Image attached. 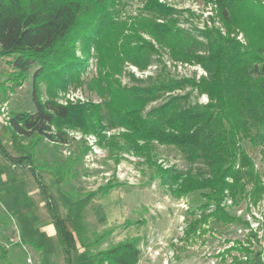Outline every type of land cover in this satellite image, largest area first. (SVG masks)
Wrapping results in <instances>:
<instances>
[{"label":"trees","instance_id":"trees-1","mask_svg":"<svg viewBox=\"0 0 264 264\" xmlns=\"http://www.w3.org/2000/svg\"><path fill=\"white\" fill-rule=\"evenodd\" d=\"M206 1L213 5L216 16L227 28L234 25L247 38L255 25L264 24V7L257 0ZM118 2L0 0V57L7 58V64L16 71L8 74V79H24L33 69L36 108L34 112H9L5 124L10 131L12 148L19 154L7 153L1 142L0 153L14 167H27L31 171L66 264H74L71 255L76 249L74 233L84 231L83 210L96 197L107 195L119 182L108 179L95 190L71 200L66 209V217L73 227V231L69 230L54 195L43 183L40 169L34 163L36 141H30V145L23 141L31 134L65 142L66 130L75 129L84 135L94 134L99 144H112L111 152L115 148L144 158L153 169V176L159 178L173 197L200 192L205 199L200 205L203 213L192 225L208 218L223 223L236 220L221 203L225 197L237 201L238 196H244V177L253 181L252 193H261L252 162L240 149L239 141L251 140L252 123L258 127L264 125V58L259 55L263 45L255 47L258 41L249 38L242 45L216 29L199 30L202 36L199 39L178 25L175 8L159 0H143L140 14L129 20L122 19L115 10ZM77 42L82 44V51L85 46L95 50L97 75L87 85L101 101L75 104L54 99L42 101L37 94L38 81L42 78L56 92L67 90L71 81L82 83L86 60L77 54ZM159 47L165 48L174 61L199 64L206 76L197 81L160 76L142 80L131 74V85L121 84L125 62L143 71ZM6 86L4 81L0 83L3 98ZM186 87L196 90L198 95L206 94L208 102L190 103L189 93L172 94ZM165 94L167 97L161 103L146 110ZM112 129L121 130L111 132ZM155 143L173 146L188 163L201 161L204 167L179 171L173 165L161 166L153 159ZM119 159L120 155L115 154V160ZM51 172L59 185L62 174ZM210 206L213 209L204 213ZM192 225L189 230L195 231L196 226ZM20 242L37 247L32 242ZM138 242V237H131L88 256L95 259V264H136L140 253ZM232 249L249 253L248 247L241 244L228 247L224 253ZM223 264H264V250L251 258L224 259Z\"/></svg>","mask_w":264,"mask_h":264},{"label":"rangeland","instance_id":"rangeland-1","mask_svg":"<svg viewBox=\"0 0 264 264\" xmlns=\"http://www.w3.org/2000/svg\"><path fill=\"white\" fill-rule=\"evenodd\" d=\"M159 1L175 8L178 25L189 30L195 37L202 39L199 30L216 29L223 36L242 45L249 42L248 38L256 40L258 44L255 47L263 45V52L259 50V55L264 58V24L255 25L247 38L234 25L227 28L216 16L213 5L206 0ZM257 1L264 7V0ZM142 5L143 0H119L115 10L119 18L129 20L141 13ZM76 45L77 54L86 60L80 78L82 83L71 81L67 90L56 92L42 78L37 86V94L42 101L54 99L64 104L101 101L87 85L97 75L95 50L85 46V51H82V44L77 42ZM6 60L0 57V83L4 81L7 85L4 98L0 89V142L7 153L18 155L12 148L10 131L5 122L11 111L36 110L33 100V69L28 71L24 79H8V74L12 75L16 71ZM131 74L142 80L160 76L185 77L197 81L201 76H206L199 64L174 61L162 47L158 48L150 65L143 71L125 62L120 76L121 84L131 85ZM183 93H189L190 103H206L209 100L206 94L198 95L190 87L176 90L172 94ZM166 97L167 94L150 103L146 110L161 103ZM118 130L121 129H112L111 132ZM66 131L65 142L37 138L35 134L23 138L26 145L36 141L34 163L40 169L43 183L54 195L66 227L70 225L66 209L71 200L95 190L108 179L119 182L116 188L103 197H96L83 210L84 231L74 233L77 244V249L71 252L74 264H95V260L88 254H95L131 237L139 238L140 253L136 264H223L224 259L229 261L232 256L246 259L264 250V125L258 127L252 123L249 133L251 140L244 138L239 141L240 149L248 154L252 162L261 193H252L253 181H248V176L244 177V196H238L237 201L225 197L221 203L236 220L223 223L208 218L194 225L193 221L200 219L203 213L200 205L205 199L200 192L181 198L173 197L160 184L159 178L153 176V169L144 158L115 148L111 152L109 149L112 144H99L92 133L84 135L75 129ZM115 154L120 155L119 161L115 160ZM153 159L161 166L173 165L179 171L204 167L201 161L188 163L177 148L158 143L153 146ZM14 168L0 153V264H45L42 258L46 264H66L62 248L57 246L58 250L46 235L40 236L38 240L42 243L37 247L20 242L19 231L30 240L34 239L33 233L39 234V225H35L39 205L27 193L22 176L19 177ZM51 171L62 174L59 185L55 183ZM211 209L213 206L204 210V213ZM190 225L196 226V230H189ZM237 244L248 247L249 253L233 249L224 253L225 249ZM162 251H168L167 261L162 262Z\"/></svg>","mask_w":264,"mask_h":264},{"label":"crops","instance_id":"crops-1","mask_svg":"<svg viewBox=\"0 0 264 264\" xmlns=\"http://www.w3.org/2000/svg\"><path fill=\"white\" fill-rule=\"evenodd\" d=\"M14 170L17 172L19 177L22 176L21 178L23 179V182H24L23 185L27 189L26 190L27 193L32 198H34L36 200V202L38 203V205H39L38 206V215H36L37 216L36 219H37L38 222L37 221L35 222V225H37V226L39 225V230L37 231L39 234L37 235V233H33L34 235L32 237H34L35 240L34 239L30 240L28 237H26V236L24 237L22 232L19 231L20 240H24L26 242H32L34 245L39 246V245H41L40 243H42V242H40V240H38V239H40V236H45L46 235L48 237V240H50V242H52V243L54 242L53 244H55L57 249H58L57 246H59L61 248V246H60V244H59V242L57 240L55 228H54V225L52 223V219L50 218L49 212L47 210L45 201H44V199H43V197H42V195H41V193H40V191L38 189V185H37L32 173H31V171L27 167H22V166H18L16 168H14ZM41 178H42V175H41ZM15 215H17V214H15ZM16 220H17V217H16ZM17 223H18V220H17ZM18 226H19V224H18ZM67 228L69 230L73 231V227H72L71 223H70L69 226L67 225ZM36 239H37V241H36ZM28 245H30V244H28ZM30 246H32V245H30ZM76 249H77V244H76ZM84 253L88 254L87 252H84ZM167 253H168V251H166L165 253L162 251V253H161L162 258H163L162 262L168 260V259H166V254ZM158 255H160V253ZM42 260L46 264L45 259L42 258ZM164 263L167 264L168 262H164Z\"/></svg>","mask_w":264,"mask_h":264}]
</instances>
